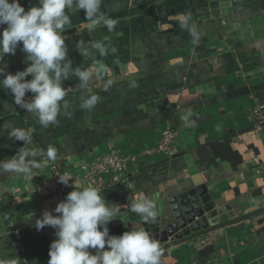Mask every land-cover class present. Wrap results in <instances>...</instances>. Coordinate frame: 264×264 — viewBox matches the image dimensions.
Segmentation results:
<instances>
[{
	"label": "crops",
	"instance_id": "1",
	"mask_svg": "<svg viewBox=\"0 0 264 264\" xmlns=\"http://www.w3.org/2000/svg\"><path fill=\"white\" fill-rule=\"evenodd\" d=\"M20 3L27 10L37 0ZM111 4L105 0L103 10L110 11ZM183 13H191L198 25V43L180 28ZM110 14L119 20L111 33L103 27L87 33L83 10L72 14V28L65 32L73 67L97 61L108 67L104 80L91 85L102 98L96 107L81 109L80 93L69 91L71 115L61 114L58 124L44 129L24 110H6L12 95L0 90V124L11 120L31 130L34 148L55 146V164L75 175L94 150L109 143L133 151L149 147L167 125L175 133L173 154L153 156L132 175L141 180L147 198L204 184L217 206L228 204L237 215L264 207V110L255 112L264 105V0H120L119 10ZM105 37L109 52L104 57L91 50L82 57L75 47L81 39ZM24 57L19 47L15 55H5L6 70H23ZM107 79L113 83L103 91ZM63 83L75 88L79 81L72 77ZM228 130L236 133L231 148L240 161L216 158L214 164H197L196 148ZM21 146L7 134L0 136V161L18 155ZM49 163L33 172L46 171ZM21 175H0V262L12 264L17 256L20 264H47L55 230H37L35 221L64 199L42 204L23 193L16 200L11 182ZM122 191L108 186L103 195L108 201ZM130 205L107 225L110 234L126 231L122 216ZM207 245L213 246L211 264H264V213L170 246L162 262L195 264Z\"/></svg>",
	"mask_w": 264,
	"mask_h": 264
},
{
	"label": "clouds",
	"instance_id": "2",
	"mask_svg": "<svg viewBox=\"0 0 264 264\" xmlns=\"http://www.w3.org/2000/svg\"><path fill=\"white\" fill-rule=\"evenodd\" d=\"M104 3L105 0H37L25 10L20 0H0V26H6L0 27V90L12 95V104L6 106V110L22 109L29 117H34L40 127L47 129L59 123L61 114L71 115L68 111L71 104L66 99L69 91L80 93L81 109L91 111L96 107L102 98L92 91L91 85L104 80L108 67L98 61L73 67L68 58L65 32L72 28V14L81 10L87 33L98 27L113 32L119 20L110 12L119 10L120 0H112L110 11L103 10ZM179 26L189 32L194 43L199 42L202 33L191 13L179 16ZM18 47L25 54V67L8 72L4 57L15 55ZM75 47L82 57H89L90 50L99 57L109 52L107 37L102 41L81 39ZM72 77L79 81L76 87H64L63 82ZM112 83L107 79L101 90L107 91ZM28 93L31 97L26 99ZM5 134L11 140L22 142V146L18 155L0 161V175L24 174L31 180L34 169L58 159V149L53 145L46 151L34 148L33 132L28 128L8 120L0 124V136ZM58 177L59 182L69 185L70 176ZM72 188L52 211L45 210L35 221L37 230L46 226L55 230L47 264H161V245L144 226L155 223L158 217L157 205L152 199L141 195L128 209L139 216L141 226L112 235L107 225L120 218V205L105 199L103 186L72 182ZM12 264H20L19 257L16 256Z\"/></svg>",
	"mask_w": 264,
	"mask_h": 264
},
{
	"label": "built area",
	"instance_id": "3",
	"mask_svg": "<svg viewBox=\"0 0 264 264\" xmlns=\"http://www.w3.org/2000/svg\"><path fill=\"white\" fill-rule=\"evenodd\" d=\"M30 97L31 94L28 93L25 98ZM261 110H264V105L256 107L255 112L258 113ZM174 139L175 133L165 125L160 130L158 140L146 148L133 151L122 148L121 144H106L104 148L94 150L90 160L81 164L76 175L61 169L55 163H49L46 171L33 172L31 180L26 175H21L20 178L11 182L16 188V200L18 196L25 193L29 198H34L42 204H53L59 199H64L66 194L73 190L72 182L83 186L89 184L103 186V192L108 186H118L123 193L118 198L108 199V202L120 205L123 212L137 197L145 195L144 190L141 189L142 186L138 185L141 180L133 178V173L140 171L143 164H147L153 156L170 157L174 151ZM57 174L70 176L69 185L59 182ZM24 184L28 185L26 192L20 187ZM195 264H211V259L195 262Z\"/></svg>",
	"mask_w": 264,
	"mask_h": 264
},
{
	"label": "water",
	"instance_id": "4",
	"mask_svg": "<svg viewBox=\"0 0 264 264\" xmlns=\"http://www.w3.org/2000/svg\"><path fill=\"white\" fill-rule=\"evenodd\" d=\"M150 199L157 205L158 217L155 223L144 226L159 241L162 256L170 246L264 213V207H259L237 215L228 204L217 206L204 184L166 193L156 192ZM122 220L126 222V231L141 226L139 216L130 211L122 216ZM162 256L161 264H164Z\"/></svg>",
	"mask_w": 264,
	"mask_h": 264
},
{
	"label": "trees",
	"instance_id": "5",
	"mask_svg": "<svg viewBox=\"0 0 264 264\" xmlns=\"http://www.w3.org/2000/svg\"><path fill=\"white\" fill-rule=\"evenodd\" d=\"M236 133L232 130H228L224 137L202 144L196 148V163L197 164H214L215 159H227L233 164L240 161L241 156L237 151L232 150V141ZM117 221V220H116ZM213 251L212 245H207L198 252L197 261H204L210 258Z\"/></svg>",
	"mask_w": 264,
	"mask_h": 264
}]
</instances>
